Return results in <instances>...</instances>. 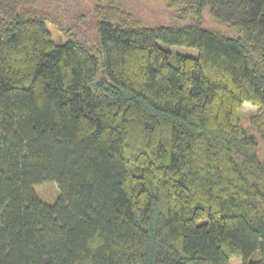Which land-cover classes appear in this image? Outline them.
Listing matches in <instances>:
<instances>
[{
	"label": "trees",
	"instance_id": "16d2710c",
	"mask_svg": "<svg viewBox=\"0 0 264 264\" xmlns=\"http://www.w3.org/2000/svg\"><path fill=\"white\" fill-rule=\"evenodd\" d=\"M38 1L0 0V264H264V0H94L98 57Z\"/></svg>",
	"mask_w": 264,
	"mask_h": 264
},
{
	"label": "rangeland",
	"instance_id": "374dc122",
	"mask_svg": "<svg viewBox=\"0 0 264 264\" xmlns=\"http://www.w3.org/2000/svg\"><path fill=\"white\" fill-rule=\"evenodd\" d=\"M94 0H39L35 5L32 15L46 16L53 39L57 43H63L68 37H75L84 45L90 47L94 55L99 56L101 48L100 38L97 31L98 19L92 12ZM122 8L132 12L144 25H185L193 22L196 17L193 14H182L176 6L170 5L166 0H120ZM82 15V17L80 16ZM201 24L208 28L225 30L224 25L218 24L214 17L205 8L201 16ZM162 47H167L175 54L197 56L195 48L173 45L166 46L159 42ZM246 113L255 112L256 108L248 103L243 105ZM259 154L264 157V140L258 138ZM36 193L47 203H52L57 194L55 183H44L34 186ZM229 264H241L238 258H232Z\"/></svg>",
	"mask_w": 264,
	"mask_h": 264
}]
</instances>
